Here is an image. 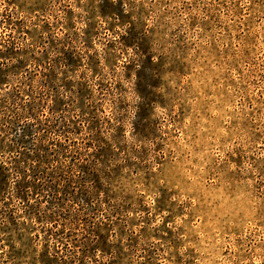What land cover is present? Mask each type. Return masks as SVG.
Returning a JSON list of instances; mask_svg holds the SVG:
<instances>
[{"label": "rangeland", "instance_id": "374dc122", "mask_svg": "<svg viewBox=\"0 0 264 264\" xmlns=\"http://www.w3.org/2000/svg\"><path fill=\"white\" fill-rule=\"evenodd\" d=\"M0 264H264V0H0Z\"/></svg>", "mask_w": 264, "mask_h": 264}]
</instances>
